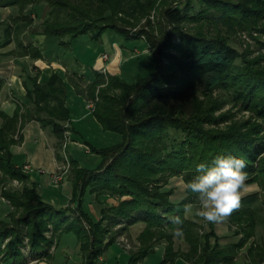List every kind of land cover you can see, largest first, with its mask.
<instances>
[{
	"label": "trees",
	"instance_id": "1",
	"mask_svg": "<svg viewBox=\"0 0 264 264\" xmlns=\"http://www.w3.org/2000/svg\"><path fill=\"white\" fill-rule=\"evenodd\" d=\"M40 3L48 7L40 32L46 42L25 44L22 35L33 22L30 11L35 12ZM0 7L18 9L14 24L7 22L0 37V47L16 44L17 56L38 58L41 46L48 42L66 45L84 34L97 39L112 30L125 41L144 36L154 64L150 73L136 76L132 83L113 74L105 81L98 74L87 86L85 96L93 101L98 89L96 120L104 131L121 137L108 147L86 143L99 155L94 169L79 167L66 149L65 154L60 150L70 120L63 78L55 72L41 82L38 74L24 78L27 102H17L11 117L0 110V180L23 183L1 190L12 210L9 220L0 221V264H23L27 255L34 260L47 254L60 229L77 235L85 264H97L106 247L115 244L105 219L133 220L140 215L145 222L139 235L142 244L130 255L129 264L145 259L154 239L167 240L160 264H176L178 258L190 264H234L237 249L255 236L258 227L264 229V65H260L261 55L247 58L232 44V37L241 30L264 32L259 23L264 19V0H0ZM143 19L141 28L132 32ZM3 83L1 79L0 93ZM228 101L249 116L235 120L231 110L219 112ZM19 119L20 126L35 119L57 138V159L71 168V202L77 203L73 218L64 216L71 208L62 209L46 200L38 182L13 162L9 149L20 140V136L14 138ZM217 155L244 160L246 183L261 188L259 193L241 197L239 209L227 219L242 237L225 246L218 243L212 224L200 234L197 216L187 214L188 207L199 203L196 194L187 192L180 203H173L169 199L172 190H162L172 176H181L185 183L192 180L199 175L196 166L210 163ZM87 190L92 194L106 191L120 200L102 208L101 220H92L81 206ZM56 214L69 222L62 228L56 226ZM172 216L183 221L185 252L173 247L171 232L176 225L169 220ZM84 220L90 225L88 231ZM48 232L52 235L47 236ZM248 254L245 264H261L264 245H250Z\"/></svg>",
	"mask_w": 264,
	"mask_h": 264
},
{
	"label": "rangeland",
	"instance_id": "2",
	"mask_svg": "<svg viewBox=\"0 0 264 264\" xmlns=\"http://www.w3.org/2000/svg\"><path fill=\"white\" fill-rule=\"evenodd\" d=\"M29 8L31 7L29 6ZM47 10L48 7L44 3H40L37 5L35 12L30 11V16L33 22L22 35L27 43L28 41H30V39L33 38L34 33L36 34L42 31V22L46 17ZM28 12L29 11H27V13ZM17 15V7H0V37L3 36V28L5 27V24L7 22L9 24H14V18ZM150 18L154 20L153 15H151ZM144 22L145 19H143L142 22L137 25V27L131 28L130 30L132 32H136V30L141 28V25H143ZM259 23L260 25H264V19ZM232 40V44L241 52L245 53L247 58L253 59L261 55L262 59H260V65H264V32H260L256 29L248 31L241 30L237 31L233 35ZM131 41H137L136 43H134V45L129 44L131 45L134 53L124 59H121V55H119L115 63L117 67L115 68V70H113V72L111 70L113 66L110 67L108 65L109 62H112V58L115 55V50L120 48V45H126L125 42L130 43ZM46 46H48L49 52L54 51L58 55V59L62 63L69 64V68L71 69L72 73L73 71L80 73V71H83L84 65L92 63V59L95 56L99 55V58L104 61L102 62L104 66L98 68V71L102 74L105 81H107L110 74H113L118 75L127 83H132L133 81H135L136 76L147 75L154 68L152 53L144 36H140L139 38H132L128 41H125L115 31L107 30L97 39L93 38L90 34H84L75 38L70 44L59 45L58 42H48L45 47ZM137 49L140 50L136 51ZM106 54L108 55V59L104 60L102 56ZM23 61L25 62V59H23ZM219 94L221 93L217 92V95ZM87 100L85 102V108L86 110H89L91 113H93L94 109L90 110L88 108V103L94 102L95 108V102L96 100H98V89L96 91L94 101L91 99ZM229 110H231V112L234 114L233 118L235 120H243L249 116V113L247 111H245L244 109H239L238 105L233 106L232 102L230 101L223 104V107L219 112H226ZM65 149L66 153H68L70 157L75 159L79 167L81 168L94 169L99 162V155L91 152L88 149L85 142H83L82 137H77V140H72L70 138L64 150ZM60 150L63 151V154H65L63 147ZM70 169L71 168L69 165V168L67 170V173H69V177H71ZM184 183L185 182L181 176H172L168 179L167 184L162 187V190H172V194L170 195L169 199L173 203H180L185 197H187V191L183 189ZM22 184V182L19 183V181L16 179L8 180L6 183H2V181L0 180V221L9 220L8 214L12 210V206L9 201L6 198L2 197L1 190L3 189V187L6 189L8 187L19 188ZM255 192H261L260 186L257 183H246V187L242 190L241 197ZM119 200L120 198L118 196L111 195L106 191L99 194L98 190H96V193L92 194L89 190H87L85 195L82 197L81 206L83 211L88 214L92 220H101L102 208L108 209L110 206L117 205ZM76 204L71 202V204L69 203V205L64 207L65 209L71 208V211H67L64 216L73 218L77 214V212L74 210L76 209ZM198 208L199 203L191 205L187 208V214L194 216ZM64 216L59 214L53 216L54 224L61 228L66 225L69 221L64 218ZM140 217L141 215L139 216V218ZM139 218H134L133 220L120 219V221L109 220V218L105 219L104 224L108 230V235L111 234L115 236V244L106 247L102 255L98 257L97 264H129L128 260L130 255L133 253H137L142 244L139 235L145 228V222H143ZM197 220L201 224L197 228V231L200 234L208 232L211 229L210 223L205 222L202 218L199 217H197ZM83 225L86 231L90 230V225L85 220L83 221ZM212 225V229H214L216 235L219 237L218 243L222 246L239 242L242 237L241 235H236L234 233L236 227L231 229L227 220L223 223ZM46 235L51 236L52 233L48 232ZM56 237L57 242L53 243V246L48 249L47 254H44L34 260L27 255V260L23 264L86 263V258L83 257L82 252L79 250V240L74 231L71 230L67 232L63 231V229H60L56 232ZM257 242L262 246L264 245V229L262 227H258L256 229L255 236L250 238V240L247 241V244L243 248L237 249L234 264H245L247 260L249 261L250 255L248 254V248L250 247V245L255 246ZM152 244V251L149 252L145 259L138 262V264H160V262L163 260L167 240L154 239ZM173 247L175 250L185 252L188 249V243L183 237H173ZM190 262L188 260H184L183 258H178L175 263L190 264ZM261 264H264V259Z\"/></svg>",
	"mask_w": 264,
	"mask_h": 264
},
{
	"label": "crops",
	"instance_id": "3",
	"mask_svg": "<svg viewBox=\"0 0 264 264\" xmlns=\"http://www.w3.org/2000/svg\"><path fill=\"white\" fill-rule=\"evenodd\" d=\"M23 41L25 44L39 46L46 42V38L38 32L33 34V38L28 43L24 38ZM136 42H125L126 45H120V48L116 46L118 49L115 50L112 62L108 65L113 66L112 71L117 67L115 63L119 55L121 59H124L134 53L129 44L134 45ZM138 50L140 49L136 51ZM102 62L104 61L97 55L92 59V63L84 65L83 71L72 73L69 64L62 63L54 51L49 52L48 46H41V57L31 58L28 55L17 56L16 44L11 42L0 48V80L4 82L0 93V110L11 117L17 102L23 104L27 102L24 78L38 74V82H41L55 72L63 78L67 88L65 106L70 111V120L66 124L67 137L70 135L72 140L82 137L85 144L88 143L97 148L111 146L120 141V135L104 131L94 114L85 108L86 87L97 79L98 74L101 75L98 68L104 66ZM74 83L77 84L76 87ZM20 123L21 119L17 123V132L14 136L17 140L20 136V140L12 144L9 149L13 162L16 166L22 167L24 172L30 173L31 177L38 182L39 192L46 200L65 209L64 207L71 204L73 186L67 172L63 173L58 182L53 180L55 174H61V168L64 165V161L58 160L56 156L57 138L50 128H43L35 119L27 120L22 126ZM25 166H28L27 171L24 170Z\"/></svg>",
	"mask_w": 264,
	"mask_h": 264
},
{
	"label": "clouds",
	"instance_id": "4",
	"mask_svg": "<svg viewBox=\"0 0 264 264\" xmlns=\"http://www.w3.org/2000/svg\"><path fill=\"white\" fill-rule=\"evenodd\" d=\"M245 168V161L232 155H217L210 163H199V175L183 185L185 191L197 196L199 208L195 215L207 223L220 224L239 209L248 179ZM169 220L176 225L171 234L183 237L181 217L172 216Z\"/></svg>",
	"mask_w": 264,
	"mask_h": 264
},
{
	"label": "built area",
	"instance_id": "5",
	"mask_svg": "<svg viewBox=\"0 0 264 264\" xmlns=\"http://www.w3.org/2000/svg\"><path fill=\"white\" fill-rule=\"evenodd\" d=\"M102 57H103L104 60H107V55H103ZM88 104H89V107H88V108H89L90 110H93V109H94V102H89ZM68 138H69V137H67V138H66V141L64 142L63 149L65 148V146H66V144H67V141L70 140V138H69V140H68ZM68 168H69V164H68V163H67V165L64 164L63 167L61 168V174H55V175L53 176V180H54L55 182H58L59 180H61V178H62V176H63V173L65 174V173L67 172ZM24 170L27 171V170H28V166H25V169H24Z\"/></svg>",
	"mask_w": 264,
	"mask_h": 264
}]
</instances>
